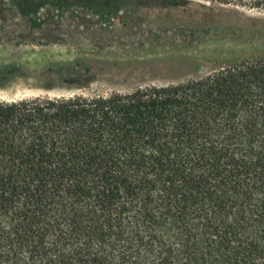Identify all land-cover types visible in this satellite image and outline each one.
Returning <instances> with one entry per match:
<instances>
[{
    "label": "trees",
    "instance_id": "16d2710c",
    "mask_svg": "<svg viewBox=\"0 0 264 264\" xmlns=\"http://www.w3.org/2000/svg\"><path fill=\"white\" fill-rule=\"evenodd\" d=\"M0 264H264V55L0 101Z\"/></svg>",
    "mask_w": 264,
    "mask_h": 264
},
{
    "label": "rangeland",
    "instance_id": "374dc122",
    "mask_svg": "<svg viewBox=\"0 0 264 264\" xmlns=\"http://www.w3.org/2000/svg\"><path fill=\"white\" fill-rule=\"evenodd\" d=\"M264 55V0H0V101L130 91Z\"/></svg>",
    "mask_w": 264,
    "mask_h": 264
}]
</instances>
